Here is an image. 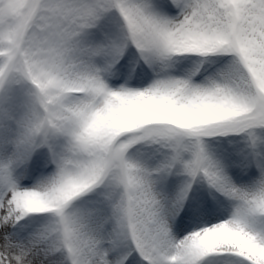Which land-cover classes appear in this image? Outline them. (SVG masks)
<instances>
[{
    "label": "snow or ice",
    "instance_id": "1",
    "mask_svg": "<svg viewBox=\"0 0 264 264\" xmlns=\"http://www.w3.org/2000/svg\"><path fill=\"white\" fill-rule=\"evenodd\" d=\"M0 264H264V0H0Z\"/></svg>",
    "mask_w": 264,
    "mask_h": 264
}]
</instances>
